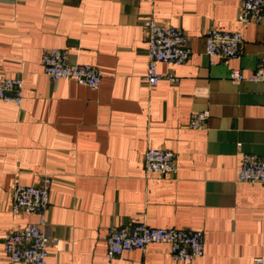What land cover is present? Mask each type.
I'll list each match as a JSON object with an SVG mask.
<instances>
[{
	"label": "crops",
	"instance_id": "1",
	"mask_svg": "<svg viewBox=\"0 0 264 264\" xmlns=\"http://www.w3.org/2000/svg\"><path fill=\"white\" fill-rule=\"evenodd\" d=\"M241 0H0V79H24L23 111L0 100V264H10L5 233L36 216L11 213L15 184L53 177L47 232L59 241L48 264H254L264 258V184L237 183L243 153L264 157V82L233 83L264 59V24L237 21ZM181 29L191 42L182 66L159 63L149 88L144 21ZM241 31L238 59L209 58L212 28ZM67 50L97 66L91 89L52 82L42 54ZM214 63H213V62ZM207 111L206 126L190 127ZM149 147L177 156L178 173L147 172ZM147 223L205 233V255L172 258L166 243L107 256L112 226ZM264 264V263H263Z\"/></svg>",
	"mask_w": 264,
	"mask_h": 264
},
{
	"label": "built area",
	"instance_id": "2",
	"mask_svg": "<svg viewBox=\"0 0 264 264\" xmlns=\"http://www.w3.org/2000/svg\"><path fill=\"white\" fill-rule=\"evenodd\" d=\"M237 21L248 24H264V0H241ZM148 39V68L145 81L149 88H155L163 78L177 81L173 74H161L159 63L182 66L191 55L190 38L179 28L148 18L144 22ZM244 36L241 31L210 29L206 34L205 51L209 58L238 59L242 54ZM213 62V61H212ZM214 63V62H213ZM44 73L52 82L74 79L93 90L100 87L101 70L92 64L71 62L67 50L48 48L42 54ZM230 80L237 84L244 80L264 82V59L250 76L242 69L231 70ZM0 100L15 104L23 111L24 79L2 77L0 79ZM209 113L194 112L190 127L203 129ZM147 172L164 176L178 173L176 154L166 148L149 147L144 155ZM237 183L264 184V157L243 153L236 172ZM52 176L45 175L35 184H15L12 189L11 213L14 217L36 216L37 221L14 227L4 235L3 247L10 264H48L50 247L58 239L47 232L48 213L52 203ZM166 243L170 246L172 258L192 263L205 255V233L193 228H158L147 223L118 227L112 226L107 237V256L114 259L132 250L144 251L151 244ZM264 258H255L254 264H263Z\"/></svg>",
	"mask_w": 264,
	"mask_h": 264
},
{
	"label": "trees",
	"instance_id": "3",
	"mask_svg": "<svg viewBox=\"0 0 264 264\" xmlns=\"http://www.w3.org/2000/svg\"><path fill=\"white\" fill-rule=\"evenodd\" d=\"M108 234H109V232H108ZM108 237V236H107ZM205 242H206V237H205ZM184 263H186V262H184Z\"/></svg>",
	"mask_w": 264,
	"mask_h": 264
},
{
	"label": "rangeland",
	"instance_id": "4",
	"mask_svg": "<svg viewBox=\"0 0 264 264\" xmlns=\"http://www.w3.org/2000/svg\"><path fill=\"white\" fill-rule=\"evenodd\" d=\"M15 186V185H14Z\"/></svg>",
	"mask_w": 264,
	"mask_h": 264
}]
</instances>
